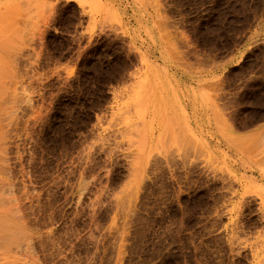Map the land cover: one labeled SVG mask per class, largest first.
<instances>
[{
    "label": "rangeland",
    "instance_id": "1",
    "mask_svg": "<svg viewBox=\"0 0 264 264\" xmlns=\"http://www.w3.org/2000/svg\"><path fill=\"white\" fill-rule=\"evenodd\" d=\"M0 264H264V0H0Z\"/></svg>",
    "mask_w": 264,
    "mask_h": 264
},
{
    "label": "bare ground",
    "instance_id": "2",
    "mask_svg": "<svg viewBox=\"0 0 264 264\" xmlns=\"http://www.w3.org/2000/svg\"><path fill=\"white\" fill-rule=\"evenodd\" d=\"M245 144V143H244ZM238 145V144H237ZM246 152V151H245ZM4 238V237H3Z\"/></svg>",
    "mask_w": 264,
    "mask_h": 264
}]
</instances>
